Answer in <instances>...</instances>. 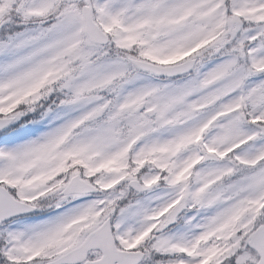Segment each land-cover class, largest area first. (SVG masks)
Instances as JSON below:
<instances>
[{"label": "rangeland", "instance_id": "1", "mask_svg": "<svg viewBox=\"0 0 264 264\" xmlns=\"http://www.w3.org/2000/svg\"><path fill=\"white\" fill-rule=\"evenodd\" d=\"M56 1L0 0V37L9 33L8 20L13 28L20 26L16 22L20 18L33 17L38 23L33 26L45 22V17L57 20L50 30L12 29L14 39L0 41V114L7 115L6 105L22 103L14 114V124L23 114L36 110L42 109L48 115L42 124L30 129L31 135L24 140L0 146V155L5 159L0 164V181L7 179V174H12V179L6 184L23 179V188L17 191L18 200H41L44 172L63 155L79 153L80 156L64 158L72 160L68 167L77 166L80 170L67 174V166L61 169L68 178L82 170L84 175L94 174L98 181L103 178L101 187L105 191L101 196L62 197L60 202H74L45 219H16L0 225V264L51 262L80 244L106 218L111 219L123 249L137 244L146 250L142 264H256L258 256L247 245L257 229L264 230V162L259 171L248 168L246 174L239 173L237 177L231 168L234 159L228 167L227 161L222 166H201L193 169L188 180L173 174L171 184L175 185L164 190H158L155 176L148 175L146 191L134 195L133 202L122 209L121 204H115L124 199L126 183L135 178L133 173L128 179H121L126 141L112 138L113 126L107 120L125 110L132 132L138 129L139 135L144 134L138 142L140 158L153 148L170 147L169 131L160 134L163 124L171 120L177 121V136L192 134L195 140H202L199 146L203 149H199L203 155V150L218 154L235 149L234 157L243 162L258 156L264 160V137L252 123L264 125V73L252 72L264 69V25L252 31V23L249 29L248 23H244L247 21L241 19L244 14L239 13L253 12L255 20L262 19L264 0H235L234 11L239 15L223 16L224 31L217 38L207 35H216L220 28L218 8L222 0H84V7L108 32L122 17L120 28L111 31L115 48L108 47L106 51L84 39L81 6H56ZM199 20L213 25L204 29L192 22ZM144 23L149 28L144 41L151 56L162 63L190 58L196 61L192 73L181 81H191V89L178 88L175 102L173 82H156L147 76L128 78L130 64L111 55L120 53L116 46L128 47ZM69 65L77 72H71ZM63 68L66 71L60 75ZM47 74L51 76L50 82L45 81ZM122 80L133 83L125 84ZM108 85L113 91H105ZM54 90L57 94L65 91L72 97L59 99L52 94ZM182 91L185 92L181 94ZM87 92L93 94L86 96ZM106 95L116 100L102 109ZM216 95L225 96V100L217 108L204 111L201 105ZM52 105L56 107L51 109ZM148 109L155 110L154 118L145 116ZM33 120L27 119V123ZM139 122L142 124L137 126ZM183 148H174L176 174L198 153L195 147L190 151ZM172 150L166 153V160L171 158ZM218 170L231 177L228 187L232 188L223 200L222 191H213ZM98 174L105 176L99 178ZM67 181L55 183L50 196L37 204H44L49 198L57 200ZM118 183H122L117 187L119 192L113 189ZM241 189H245L244 196L231 195ZM243 198L248 203L244 204L243 213L231 214ZM87 214L88 220L78 228L61 232ZM223 222L224 233L219 237ZM165 254L176 257L166 259Z\"/></svg>", "mask_w": 264, "mask_h": 264}, {"label": "water", "instance_id": "2", "mask_svg": "<svg viewBox=\"0 0 264 264\" xmlns=\"http://www.w3.org/2000/svg\"><path fill=\"white\" fill-rule=\"evenodd\" d=\"M67 2H76L80 0H65ZM83 16L88 28H91L90 19L88 18L87 10L84 9ZM87 28V32H88ZM89 33V32H88ZM146 70H151L157 74H164L167 76L176 75L179 72H175L179 68L161 69L155 66H149L141 64ZM11 120H0V129L9 124ZM77 179H73L70 184L66 187L63 193H72L78 191H90L91 189L78 183ZM78 184H80L78 186ZM32 209L19 205L13 202L4 191L0 189V222L9 219V217L23 214ZM263 229L258 230L252 237V241L249 244L251 248L256 250L260 255L259 264H264V238ZM100 249L104 253V257L101 261L92 264H137L140 261L138 255L121 253L115 250L114 243L109 230V222H106L98 230L91 233L81 246L57 259L56 261L49 264H78L85 259V254L92 249Z\"/></svg>", "mask_w": 264, "mask_h": 264}, {"label": "trees", "instance_id": "3", "mask_svg": "<svg viewBox=\"0 0 264 264\" xmlns=\"http://www.w3.org/2000/svg\"><path fill=\"white\" fill-rule=\"evenodd\" d=\"M20 20V19H19ZM0 39H2L1 37H0ZM22 104V103H21ZM21 104H20V106H21ZM19 106V107H20ZM19 109V108H18ZM38 113H37V115H35V114H30V113H26L25 115H24V120H23V122L24 121H26L27 119H31L33 116H35V117H39V115H40V113H41V110L40 111H37ZM34 118V117H33ZM36 119L34 118V121H35ZM71 167H73V166H71ZM67 168H70V166L69 167H67ZM77 168L80 170V168L79 167H77V166H74V170H77ZM71 169V168H70ZM69 171H71V170H69ZM66 177H67V174H63V177H60L59 178V180L61 179V178H63L64 179V182H65V180H66ZM91 179V178H90Z\"/></svg>", "mask_w": 264, "mask_h": 264}, {"label": "flooded vegetation", "instance_id": "4", "mask_svg": "<svg viewBox=\"0 0 264 264\" xmlns=\"http://www.w3.org/2000/svg\"><path fill=\"white\" fill-rule=\"evenodd\" d=\"M216 160V158H214Z\"/></svg>", "mask_w": 264, "mask_h": 264}]
</instances>
